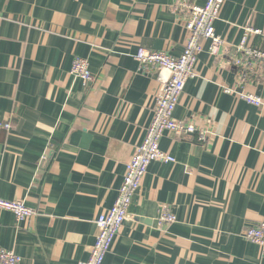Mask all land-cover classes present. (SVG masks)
<instances>
[{"label":"crops","instance_id":"crops-1","mask_svg":"<svg viewBox=\"0 0 264 264\" xmlns=\"http://www.w3.org/2000/svg\"><path fill=\"white\" fill-rule=\"evenodd\" d=\"M179 1L0 0V199L35 212L18 221L0 210V248L21 264L89 260L163 90L135 55L181 54ZM248 27L264 51V0H226L215 24L225 44L212 55L204 42L175 111L199 133L163 135L175 162L150 165L105 264H264V247L245 237L264 225V108L239 95L264 101V70L243 80L234 63ZM76 58L92 81L71 74ZM163 210L177 222L160 227Z\"/></svg>","mask_w":264,"mask_h":264},{"label":"built area","instance_id":"built-area-1","mask_svg":"<svg viewBox=\"0 0 264 264\" xmlns=\"http://www.w3.org/2000/svg\"><path fill=\"white\" fill-rule=\"evenodd\" d=\"M225 2L226 0H207L204 6L192 4L189 0L178 2L177 10L184 19L188 33L180 55L150 51L146 48L138 49L135 55L136 61L145 70H158L163 90L155 101L153 121L147 130L144 142L137 148L127 164L126 174L115 204L96 221L98 233L91 248L90 258L87 262L80 264H105L117 236L128 219L129 209L143 184L150 165L158 160L167 163L175 162L173 156L164 153L160 148L163 135L166 132L180 135L198 132V127L194 123L177 120L175 111L185 91L187 81L196 76L195 66L200 54L204 51V42L211 43L212 55H217L219 49L225 44L215 29ZM262 33L258 29L246 28L240 44L235 47L237 56L234 63L240 70L243 80L249 73L259 74L264 70V51L250 44L253 36ZM71 74L84 82L93 80L89 62L86 59L76 58ZM225 92L233 94L236 93V89L226 88ZM239 95L250 105L264 108V101L260 97L245 92H239ZM199 140L203 143L207 142L208 132L200 131ZM0 210L12 212L18 221L32 218L35 214L32 208L21 201L8 202L0 199ZM176 222L177 218L167 210H163L158 219L160 227ZM245 237L252 243L264 247V225L248 228ZM21 261V257L14 251L0 248V264H21Z\"/></svg>","mask_w":264,"mask_h":264}]
</instances>
